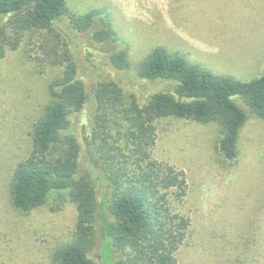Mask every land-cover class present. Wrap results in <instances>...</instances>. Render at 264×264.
I'll list each match as a JSON object with an SVG mask.
<instances>
[{
    "label": "rangeland",
    "instance_id": "obj_1",
    "mask_svg": "<svg viewBox=\"0 0 264 264\" xmlns=\"http://www.w3.org/2000/svg\"><path fill=\"white\" fill-rule=\"evenodd\" d=\"M66 8L68 29L71 14L98 9L115 32V38L97 41L96 32L105 28L98 18L89 32L72 31V40L81 41L75 49L89 97L85 110L72 119L81 138L99 82L113 80L142 100L158 91L173 94L172 83L140 76L141 64L157 46L216 74L246 81L264 73V45L256 50L258 41L264 44V0H66ZM34 47L27 39L0 60V264H55V249L75 230L70 204L24 212L10 198L14 169L32 151L33 125L49 100V82L61 71H42ZM121 51L127 52V69L112 61ZM240 102L248 119L233 161L220 149L219 123L174 115L156 120L152 157L187 176L185 195L177 188L160 193L171 223L185 224L175 232L185 233L174 252L177 264H264V120ZM97 183L102 199L103 182ZM93 257L103 264L99 253Z\"/></svg>",
    "mask_w": 264,
    "mask_h": 264
},
{
    "label": "trees",
    "instance_id": "obj_2",
    "mask_svg": "<svg viewBox=\"0 0 264 264\" xmlns=\"http://www.w3.org/2000/svg\"><path fill=\"white\" fill-rule=\"evenodd\" d=\"M66 12V0H0V60L29 39L42 71L61 70L49 82V100L33 125L32 151L14 169L12 204L24 212L49 203L54 210L74 207V236L55 249V264H95L94 253L103 264H177L174 252L185 233L175 232L185 224L171 223L160 193L177 188L185 195L187 176L152 157L156 120L174 115L219 123L220 149L233 161L248 119L240 100L264 120V73L246 81L216 74L157 46L139 73L172 83L173 94L158 91L142 100L113 80L99 82L81 138L72 119L85 110L89 97L75 49L81 41L72 40V31L89 32L98 18L105 28L96 32L97 41L113 39L115 32L98 9L71 14L68 29ZM112 61L118 68L130 67L126 51L113 54ZM98 181L104 186L102 199Z\"/></svg>",
    "mask_w": 264,
    "mask_h": 264
},
{
    "label": "crops",
    "instance_id": "obj_3",
    "mask_svg": "<svg viewBox=\"0 0 264 264\" xmlns=\"http://www.w3.org/2000/svg\"><path fill=\"white\" fill-rule=\"evenodd\" d=\"M258 43L260 44L261 47H257L256 48L257 52L260 51L262 49L263 45H264L262 41H258ZM250 53H253V52H250ZM248 55L251 56V57H254V54H248Z\"/></svg>",
    "mask_w": 264,
    "mask_h": 264
}]
</instances>
